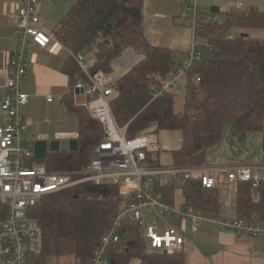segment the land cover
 I'll return each mask as SVG.
<instances>
[{
  "label": "trees",
  "instance_id": "16d2710c",
  "mask_svg": "<svg viewBox=\"0 0 264 264\" xmlns=\"http://www.w3.org/2000/svg\"><path fill=\"white\" fill-rule=\"evenodd\" d=\"M143 5L144 0H77L53 31L55 39L73 55L88 56V71L114 73L113 63L127 50L137 55L125 71L116 75L110 98L114 119L119 126L127 125V135L181 132L180 147L169 153L170 164L182 166L206 162V151L220 139L225 122H229V135L239 141L250 133L264 134V11L212 7L198 13L196 38L202 59L195 61L185 75L183 106L175 111V91L153 96L152 88L158 78L168 76L173 60L169 49L153 46L144 36ZM213 15L219 19L211 22ZM230 30L235 32L232 36ZM66 65L72 87L86 78L75 59ZM63 100L70 105L67 97ZM73 109L78 117V148L48 152L43 162L49 170L80 168L90 161L103 138L101 125L84 107ZM175 188L172 183L159 184L155 195L173 205ZM253 189L248 183L239 184L238 214L251 222L264 221V183L254 189L257 200ZM181 191L185 207L216 213V186L205 188L195 178ZM118 200L115 185L89 182L40 199L30 214L42 228L43 248L39 255L29 258L28 264H53L55 258L66 255L74 257V264H89L117 212ZM0 209L5 211L4 206ZM136 228L139 231L137 223L124 219L121 241L109 251L111 264H126L133 257L144 264H185L181 251L145 252Z\"/></svg>",
  "mask_w": 264,
  "mask_h": 264
},
{
  "label": "built area",
  "instance_id": "2783aa9c",
  "mask_svg": "<svg viewBox=\"0 0 264 264\" xmlns=\"http://www.w3.org/2000/svg\"><path fill=\"white\" fill-rule=\"evenodd\" d=\"M37 1L20 0L17 13L11 14L16 19V46L10 54V71L5 81L7 91L0 101L1 110L7 116V122L0 125V205L5 207V211L0 209V264H28L32 255H39L43 248V233L38 219L30 214L31 209L43 197L86 182L115 185L119 192L117 212L89 264H111L109 251L121 241L124 219L137 223L149 253L179 252L185 240L186 219L191 221L192 232L206 222L221 230L264 236V223L251 222L239 215L215 216L185 206L175 207L155 195L159 184L172 183L176 188H182L195 178L205 188L223 181L248 183L257 188L264 183V161L182 166L145 163L153 145L151 133L143 131L130 137L126 133L127 125L117 124L110 107L116 75L101 70L88 71L82 53L74 55V59L86 78L74 83L73 92L83 97L82 105L101 125L103 138L92 151L90 161L74 170H49L44 162L34 159L33 151L21 142V133L26 129L22 108L30 98L22 88L21 79L26 72L27 49L44 48L55 39L52 33L36 26L39 21ZM190 3L184 18L192 28V47L187 58L167 77L158 78V84L152 88L155 98L177 90L179 79L187 74L195 61L202 59L196 38L199 32L197 18L200 11L206 13L210 8L201 7L198 0H190ZM234 9H242L241 3L236 2ZM218 19L217 15L210 17L211 22ZM234 33L230 30L231 36ZM195 79L199 78L196 76ZM51 99L48 97V101Z\"/></svg>",
  "mask_w": 264,
  "mask_h": 264
},
{
  "label": "crops",
  "instance_id": "0c3cea01",
  "mask_svg": "<svg viewBox=\"0 0 264 264\" xmlns=\"http://www.w3.org/2000/svg\"><path fill=\"white\" fill-rule=\"evenodd\" d=\"M76 1L38 0L36 11L39 21L36 26L53 34L57 23ZM261 1L225 0V3H230L225 9H234L236 2H239L242 9L262 10L257 7ZM198 3L201 7L221 8L219 4H215L216 2L201 4L198 0ZM19 5L20 0H0V101L7 91L5 81L10 71L9 59L16 46V19L11 14L17 13ZM190 6V0H144L142 22L144 36L153 46L167 48L171 51L173 69L187 58L192 47V28L184 18ZM85 57L87 64L90 63L88 56ZM72 59L74 55L57 39L52 40L44 48L34 46L27 49L26 72L21 79V85L30 98L22 108L26 129L21 133V142L32 151L34 142L38 139L47 141L78 139V117L73 108L84 106L82 105L83 97L73 92L69 76L65 71L66 63ZM119 59L114 62L117 67H121ZM182 79L185 82L186 76ZM48 97L52 98L51 101H48ZM64 97L70 100V105L64 102ZM6 122L7 116L0 106V125ZM158 135L163 139L162 137L159 139ZM181 138L179 131H161L153 134V145L150 152L148 151L145 163L170 165L169 152L180 147ZM161 143L163 145L165 143L169 149H162ZM35 160L43 162V160ZM239 184L225 181L217 184V211L215 214L208 215L225 217L239 215L236 201ZM254 189L253 196L257 200L258 195ZM182 206H185L184 200L178 207ZM252 222L264 223V221ZM184 225L185 240L180 251L185 256V264H264V236L253 237L221 230L214 224L206 222H202L197 231L192 232L189 219L184 221ZM126 264L144 263L139 258L133 257Z\"/></svg>",
  "mask_w": 264,
  "mask_h": 264
},
{
  "label": "rangeland",
  "instance_id": "374dc122",
  "mask_svg": "<svg viewBox=\"0 0 264 264\" xmlns=\"http://www.w3.org/2000/svg\"><path fill=\"white\" fill-rule=\"evenodd\" d=\"M219 4L220 9L227 8L230 3H225V0H200L201 4L214 3ZM260 9H264V0H262L257 6ZM193 41V40H192ZM137 59V55L132 50H127L123 57L119 59L121 67H117L113 63V71L115 75L121 74L125 68L132 64ZM87 62V60L85 61ZM119 64V63H118ZM179 88L175 90L174 94V110L180 111L183 106L184 97V85L185 82L182 78L179 79ZM153 129V128H152ZM221 137L217 143L210 146L206 151V164L215 165L223 164V162H230L235 160L248 161V162H260L264 160V134L263 133H250L247 137L239 141L235 137L229 135V122H225L222 125ZM162 137V136H161ZM160 135L158 138L161 139ZM163 139V137H162ZM161 142V141H160ZM162 149H169L164 143ZM183 201L182 191L180 188H175L174 192V206L178 207ZM187 220V219H186ZM137 230V228H136ZM139 231L137 230V233ZM145 252H147L145 250ZM74 257L72 255H66L59 258H55L53 264H74Z\"/></svg>",
  "mask_w": 264,
  "mask_h": 264
},
{
  "label": "water",
  "instance_id": "95a60500",
  "mask_svg": "<svg viewBox=\"0 0 264 264\" xmlns=\"http://www.w3.org/2000/svg\"><path fill=\"white\" fill-rule=\"evenodd\" d=\"M78 148V139H68V140H42L38 139L34 142L33 145V156L35 159L43 160L48 151L56 152V151H74Z\"/></svg>",
  "mask_w": 264,
  "mask_h": 264
}]
</instances>
